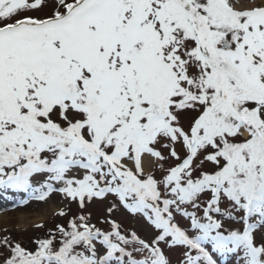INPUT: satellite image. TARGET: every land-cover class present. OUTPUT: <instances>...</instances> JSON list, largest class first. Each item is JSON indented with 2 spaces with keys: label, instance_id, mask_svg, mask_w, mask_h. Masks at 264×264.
I'll list each match as a JSON object with an SVG mask.
<instances>
[{
  "label": "snow or ice",
  "instance_id": "1",
  "mask_svg": "<svg viewBox=\"0 0 264 264\" xmlns=\"http://www.w3.org/2000/svg\"><path fill=\"white\" fill-rule=\"evenodd\" d=\"M9 190L111 195L155 235L82 214L3 264H264V2L0 0Z\"/></svg>",
  "mask_w": 264,
  "mask_h": 264
},
{
  "label": "rangeland",
  "instance_id": "2",
  "mask_svg": "<svg viewBox=\"0 0 264 264\" xmlns=\"http://www.w3.org/2000/svg\"><path fill=\"white\" fill-rule=\"evenodd\" d=\"M249 3L250 6L264 2V0H242ZM170 164L176 163L169 161ZM206 170L211 171V165H206ZM79 178H82V172L76 173ZM62 185L56 184L55 188ZM0 217L6 216L7 219L0 225V238L8 237L13 243H20L22 247L34 250L36 245L34 241L37 239L48 238L50 231H55L57 225L67 228L69 220L75 216L87 215L89 216V223L95 225L104 231H109L111 225L107 223L109 219L115 220L121 225V230L125 233L131 231L137 232L141 238L151 240L155 235L154 230L146 223L144 218L139 215L130 214L122 206L114 209L111 213L107 211L113 203L119 204L115 197H109L103 201L94 199L91 203L86 202L84 209H80L75 201L66 198L62 193L54 191L43 200L38 201L30 198V193L22 191L9 190L7 193H0ZM28 200L24 206L13 207L15 203L21 200ZM30 208L23 212H17L18 209ZM63 210L66 215L61 216L59 213ZM218 219L221 217L217 216ZM179 219V218H178ZM181 226H187L186 220H180ZM225 227H242L239 223H233L229 220H224ZM192 234V233H190ZM59 234L57 233V237ZM98 247H100L98 245ZM167 255L171 258L173 264L181 259L180 252L168 251L165 249ZM8 255L7 249L0 248V264H3V259ZM221 264H235L234 258L229 256L227 258L217 257Z\"/></svg>",
  "mask_w": 264,
  "mask_h": 264
},
{
  "label": "bare ground",
  "instance_id": "3",
  "mask_svg": "<svg viewBox=\"0 0 264 264\" xmlns=\"http://www.w3.org/2000/svg\"><path fill=\"white\" fill-rule=\"evenodd\" d=\"M241 3H242V5L243 6H250V4L249 3H245V2H243L242 0H241ZM0 203H3V199H0ZM23 204V203H22ZM28 209H30V208H25V209H18L17 210V212H23V211H26V210H28ZM6 219H7V217L5 216H2V217H0V225L2 224V223H4V221H6Z\"/></svg>",
  "mask_w": 264,
  "mask_h": 264
}]
</instances>
